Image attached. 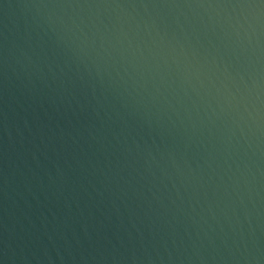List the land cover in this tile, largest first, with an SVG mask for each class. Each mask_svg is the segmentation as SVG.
Masks as SVG:
<instances>
[{
  "label": "water",
  "instance_id": "obj_1",
  "mask_svg": "<svg viewBox=\"0 0 264 264\" xmlns=\"http://www.w3.org/2000/svg\"><path fill=\"white\" fill-rule=\"evenodd\" d=\"M0 264H264V0H0Z\"/></svg>",
  "mask_w": 264,
  "mask_h": 264
}]
</instances>
